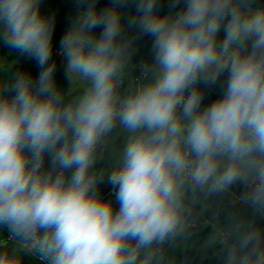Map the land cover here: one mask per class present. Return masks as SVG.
<instances>
[{"label":"clouds","instance_id":"clouds-1","mask_svg":"<svg viewBox=\"0 0 264 264\" xmlns=\"http://www.w3.org/2000/svg\"><path fill=\"white\" fill-rule=\"evenodd\" d=\"M74 2L60 40L62 90L49 63L56 14L42 16L39 0H0V40L41 69L35 81L9 78L0 60V264H23L25 254L46 264H173L165 245L207 226L204 247L225 245L226 264H264V233L238 213L225 223L215 209L200 223L209 198L237 183L239 201L264 215V3L170 0L161 14L160 0H131L136 31L126 35V0L100 12ZM145 36L152 59L137 77L129 66ZM217 85L221 95L202 106ZM105 153L110 171L97 168ZM105 176L118 208L99 194Z\"/></svg>","mask_w":264,"mask_h":264},{"label":"trees","instance_id":"trees-1","mask_svg":"<svg viewBox=\"0 0 264 264\" xmlns=\"http://www.w3.org/2000/svg\"><path fill=\"white\" fill-rule=\"evenodd\" d=\"M96 3V11L100 12L106 8L112 6V0H94ZM161 14H164L168 10V6L170 4V0H160ZM38 7L40 10V14L42 16H49L53 13L56 14V26L53 34V54L49 61V63L55 61L56 63V71L54 74V79L56 80L57 87L62 90H67L68 82L66 80L65 75V63L63 60V54H58L57 49L61 48L60 40L63 37L65 31L69 28L71 22L77 15L78 9L74 0H39ZM180 6H177V10H179ZM123 8L128 10L131 13V16L136 15V10L134 5L132 4L131 0H126V3L123 5ZM227 21H225V24ZM134 30L135 26H133ZM93 31L98 35L102 28L97 27L93 29ZM225 30L224 26L221 27L220 32L218 33V43L222 42L225 37ZM151 38L150 37H142L136 43V51L132 56V61L137 65V63L142 59H147L148 54L150 53L151 49ZM10 53L11 58L15 60V64L12 66L11 74L15 76L17 73H27L29 74L32 79L35 81L38 77L41 69L38 67L37 62L35 59L25 55H21L19 52L15 50H11L7 45L0 40V53ZM221 95V89L219 85L213 88L206 89L205 99L202 104L206 105L208 101L211 103L216 100ZM45 161H49L48 157H45ZM224 196L223 194L220 196H213L212 203L215 204L219 199L226 198L221 197ZM264 227V222L259 221L255 224L249 226L248 228L254 229L259 228L262 231ZM236 241V240H235ZM237 243V241H236ZM198 254L199 249L197 246H194L189 251H186L181 256V264H226V258L228 255V248L222 245V250L220 251L219 255L216 257H211L198 262ZM241 255L243 252L240 253Z\"/></svg>","mask_w":264,"mask_h":264},{"label":"crops","instance_id":"crops-1","mask_svg":"<svg viewBox=\"0 0 264 264\" xmlns=\"http://www.w3.org/2000/svg\"><path fill=\"white\" fill-rule=\"evenodd\" d=\"M257 2L258 3H264V0H257ZM122 11L124 12L122 27L124 28L126 35H132L135 32V30L133 27L130 28L128 26V20H129V17L131 16V13L124 8H122ZM138 40H137V42H138ZM147 59L149 61H151V59H152L151 51L148 54ZM0 60H2L4 66L7 67V69H8V77L9 78L12 77L11 69H12V66L15 64V60L11 58V54L9 52L8 53H0ZM63 60H64V56H63ZM64 63H65V60H64ZM129 70L132 72L133 76H137V67H136L135 63H133L132 58H131ZM55 82H56V80H55ZM56 85H57V83H56ZM115 147H117V148L122 147V139L116 140ZM47 163H49V161H45V164H47ZM112 163H113V160H112L110 154L105 153L104 159L101 160L97 164V168H107L110 171ZM241 186H242V184H240V183L233 185L231 187L230 191L227 193H224L223 194L224 196H221V197H226V198L231 197L232 195H234L238 191V189ZM112 187L113 186L108 182L107 176H105L103 181H101L100 184L98 185V191L99 192H108ZM212 198H213V196L209 198V200L207 202L209 207L203 212L202 215L212 214L213 210L216 209V203L217 202L215 204H213ZM105 200H112L114 207L118 208V204H116V202H115V196H108ZM197 210H199V208ZM231 212H236V213H238V215L240 217H243L245 222H246V225L248 227L255 224L256 222H259V221L264 222V215H260L258 213H255L251 208L244 207V208H241L238 210L226 208L225 217L223 220L225 223H228V221L225 218ZM211 231H212V229L210 226L198 228L195 231V234L192 236V238L190 240H188L187 242L182 243V244L176 246L175 248H171V249H169L168 246L166 245L165 249H166L168 258L173 261V264H181L182 254L185 253L186 251H189L194 246H197L199 249L198 262H201L204 259L211 258L214 256L217 257L219 255L220 251L222 250L223 244H217L215 246H210L207 248L204 247V243L207 240V238L210 236ZM262 231L264 233V227L262 228ZM7 235H8V233H7L6 229H0V239H5V237ZM0 250H2V249H0ZM23 264H46V262L40 260L38 257L25 254L23 256Z\"/></svg>","mask_w":264,"mask_h":264},{"label":"built area","instance_id":"built-area-1","mask_svg":"<svg viewBox=\"0 0 264 264\" xmlns=\"http://www.w3.org/2000/svg\"><path fill=\"white\" fill-rule=\"evenodd\" d=\"M56 51H57L58 54H62V48H58ZM145 61H149V60L148 59H142V60H140L137 63V65H136V67H137V77L140 76V74H141L140 73V65H141V63H143ZM7 95L9 97H11L12 95H14V93L9 92V93H7ZM202 106L206 107L207 105L202 104ZM49 164H50V162L47 163V164H45V168H48L49 167ZM244 190H245L244 189V186L242 185L238 189V191L234 195H232L231 197H229V198H221V199H219L217 201V203H216V209H222V212H221V215H220V219L222 221L224 220V217H225L226 208H231V209L238 210V209H241V208L246 207L238 199L239 196L243 193ZM116 191H118V189L112 187L108 192H99V194H100V196L103 199H106L108 196H115V192ZM210 216H211V214H209V215H207V214L206 215H202L200 217V223L203 224V221L207 220ZM198 228H202V227H198ZM7 238H8V235L5 237V239H7ZM231 243H236V241L235 240H232Z\"/></svg>","mask_w":264,"mask_h":264},{"label":"water","instance_id":"water-1","mask_svg":"<svg viewBox=\"0 0 264 264\" xmlns=\"http://www.w3.org/2000/svg\"><path fill=\"white\" fill-rule=\"evenodd\" d=\"M91 2L93 3V5H94V8L96 7V3H95V1L94 0H91ZM82 10V9H81ZM211 102L210 101H208L207 103H206V105L208 106L209 104H210ZM166 246V245H165Z\"/></svg>","mask_w":264,"mask_h":264}]
</instances>
